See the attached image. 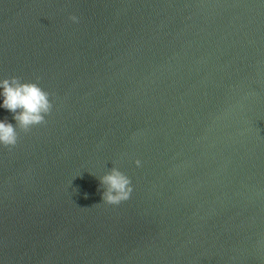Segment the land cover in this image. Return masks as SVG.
<instances>
[{
	"label": "water",
	"instance_id": "obj_1",
	"mask_svg": "<svg viewBox=\"0 0 264 264\" xmlns=\"http://www.w3.org/2000/svg\"><path fill=\"white\" fill-rule=\"evenodd\" d=\"M12 76L53 110L0 145V264H264V0H0Z\"/></svg>",
	"mask_w": 264,
	"mask_h": 264
},
{
	"label": "clouds",
	"instance_id": "obj_2",
	"mask_svg": "<svg viewBox=\"0 0 264 264\" xmlns=\"http://www.w3.org/2000/svg\"><path fill=\"white\" fill-rule=\"evenodd\" d=\"M70 20L79 22L76 15L70 16ZM39 79L36 78L37 81ZM0 89V96L3 97L2 107L12 112L16 121L14 126L6 119L0 120V145L12 149L19 141L17 129L28 133L34 127L46 123V117L53 110L52 94L38 82H25L18 76L0 80ZM136 163L139 165L140 161ZM100 182L104 188L103 203L109 205H119L128 200L133 191L130 178L116 167L100 177Z\"/></svg>",
	"mask_w": 264,
	"mask_h": 264
}]
</instances>
